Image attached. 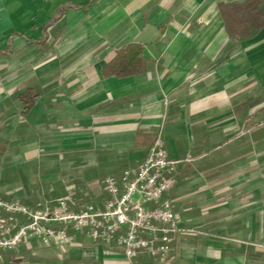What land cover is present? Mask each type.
Listing matches in <instances>:
<instances>
[{"label": "crops", "instance_id": "0c3cea01", "mask_svg": "<svg viewBox=\"0 0 264 264\" xmlns=\"http://www.w3.org/2000/svg\"><path fill=\"white\" fill-rule=\"evenodd\" d=\"M90 1L0 0V198L103 204V179L141 164L161 137L170 159L191 158L166 198L178 228L197 233L178 234L162 263L143 254L131 264H264V143L250 137L251 121L264 123V26L234 42L219 11L248 0H94L77 10ZM128 44L143 45L145 71L105 78ZM6 256L130 264L121 247L82 235Z\"/></svg>", "mask_w": 264, "mask_h": 264}, {"label": "built area", "instance_id": "2783aa9c", "mask_svg": "<svg viewBox=\"0 0 264 264\" xmlns=\"http://www.w3.org/2000/svg\"><path fill=\"white\" fill-rule=\"evenodd\" d=\"M190 156L170 159L161 137L149 148L138 166L123 169L116 177L102 181L106 193L103 204L72 207L68 197L46 201L37 207L0 198V264H15L6 256L28 242L59 248L82 235L92 241L121 247L128 263L145 254L154 262L166 261L180 233L178 219L166 198L175 183L180 164ZM151 205H155L150 209Z\"/></svg>", "mask_w": 264, "mask_h": 264}, {"label": "trees", "instance_id": "16d2710c", "mask_svg": "<svg viewBox=\"0 0 264 264\" xmlns=\"http://www.w3.org/2000/svg\"><path fill=\"white\" fill-rule=\"evenodd\" d=\"M91 0L84 8L92 4ZM69 6L60 7L52 18L50 26L54 25L64 14ZM220 15L224 22L225 31L230 39L239 42L250 36L253 30L264 26L263 0H248L240 3H230L220 6ZM143 45L128 44L115 52L114 58L103 68L102 74L105 78H125L141 74L145 71V60L142 59ZM29 109V107H26Z\"/></svg>", "mask_w": 264, "mask_h": 264}, {"label": "rangeland", "instance_id": "374dc122", "mask_svg": "<svg viewBox=\"0 0 264 264\" xmlns=\"http://www.w3.org/2000/svg\"><path fill=\"white\" fill-rule=\"evenodd\" d=\"M258 119H255L254 121H251V127L252 133L250 135L251 139H255L257 142L258 139L260 138L261 143H264V123H261L262 125H257L258 124ZM255 126V127H254ZM264 148V146H262ZM262 246L264 247V240L262 241Z\"/></svg>", "mask_w": 264, "mask_h": 264}]
</instances>
